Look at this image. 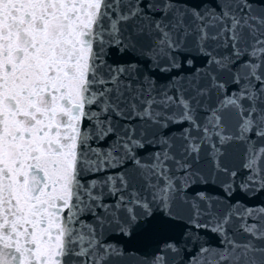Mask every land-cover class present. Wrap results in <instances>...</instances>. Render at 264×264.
I'll list each match as a JSON object with an SVG mask.
<instances>
[{"label": "water", "instance_id": "1", "mask_svg": "<svg viewBox=\"0 0 264 264\" xmlns=\"http://www.w3.org/2000/svg\"><path fill=\"white\" fill-rule=\"evenodd\" d=\"M0 264H264V0H0Z\"/></svg>", "mask_w": 264, "mask_h": 264}]
</instances>
